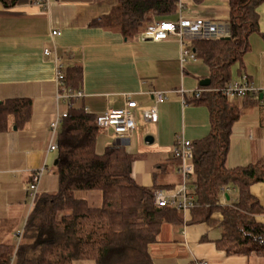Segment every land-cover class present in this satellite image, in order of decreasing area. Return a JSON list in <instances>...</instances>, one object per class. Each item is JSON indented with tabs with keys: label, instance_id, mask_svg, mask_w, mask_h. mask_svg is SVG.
Instances as JSON below:
<instances>
[{
	"label": "crops",
	"instance_id": "0c3cea01",
	"mask_svg": "<svg viewBox=\"0 0 264 264\" xmlns=\"http://www.w3.org/2000/svg\"><path fill=\"white\" fill-rule=\"evenodd\" d=\"M117 4L118 0H19L6 8L0 3V103L14 99L32 102L29 123L18 128L10 120L8 130L0 132V246H11L14 254L22 240L17 234H23L34 209L28 192L34 172L44 168L38 194L58 191V153L49 150V128L57 111H66L67 104L57 100L55 56L62 60L65 73L81 68L82 80L77 90L72 89L81 91L83 97L74 106L94 117L109 108L125 107L128 98L146 107L155 104L152 92H170L168 100L157 106V123L144 121L136 112V129L128 141L114 140L112 130L101 131L98 138L99 154L109 146L123 145L137 157L132 171L140 186L176 191L182 183L178 161L172 157L176 137L194 143L211 132L208 107L189 104L190 94L184 104L182 94L172 92L182 89L190 93L205 87L206 80L211 83V68L198 57L183 64V46L177 35L141 41L139 34L127 39L117 29L92 25ZM256 11L258 31L250 34L248 50L230 68L228 83L246 77L255 92L242 100L227 101L243 112L230 138L226 157L229 170L247 167L264 157V2ZM180 18L227 26L229 2L189 0L167 22ZM53 31L60 35L52 36ZM46 49L53 54L44 55ZM250 191L264 209V183L252 185ZM232 192L236 194V189ZM77 197L94 207L102 204L100 191L78 192ZM222 204L226 205L225 199ZM180 215L178 224L164 222L157 241L149 246L154 264H264L261 255L228 256L219 249V213L212 217L214 224L193 221L191 212ZM256 221L264 224V214L256 216ZM14 254L11 264H16Z\"/></svg>",
	"mask_w": 264,
	"mask_h": 264
},
{
	"label": "trees",
	"instance_id": "16d2710c",
	"mask_svg": "<svg viewBox=\"0 0 264 264\" xmlns=\"http://www.w3.org/2000/svg\"><path fill=\"white\" fill-rule=\"evenodd\" d=\"M18 2L0 0L6 8ZM228 2L230 39L193 41L191 45L195 56L211 68V83L206 88L229 84L231 66L248 50L250 34L258 31L256 10L264 0ZM177 3L178 0H118L109 15L92 25L117 29L125 38H133L157 20L173 19ZM81 80L80 67L66 73L70 88L77 90ZM189 104H204L211 114L210 134L193 143L192 177L198 205L191 211L193 221L214 224L212 217L219 213V249L228 256L264 257V224L256 221L264 209L250 191L252 185L264 183V157L247 167H226L233 126L243 112L216 92L191 99ZM31 115L29 99L1 102L0 132L8 130L10 120L23 128ZM101 131L95 117L84 108L73 105L69 109L57 138L58 191L37 194L15 254L11 246H0V264H11L13 254L16 264H154L149 246L157 241L162 224H178L182 217L174 208L155 204L153 191L160 190L159 186L150 189L136 183L132 168L137 157L126 147L112 145L101 154L96 151ZM177 164L179 167L180 162ZM89 191L101 192V206H91L77 197L78 192Z\"/></svg>",
	"mask_w": 264,
	"mask_h": 264
},
{
	"label": "built area",
	"instance_id": "2783aa9c",
	"mask_svg": "<svg viewBox=\"0 0 264 264\" xmlns=\"http://www.w3.org/2000/svg\"><path fill=\"white\" fill-rule=\"evenodd\" d=\"M42 0H38L41 2ZM189 0H178L177 7L180 11L184 9L185 2ZM60 32L53 31L52 36H59ZM171 35H177L181 38V44L183 46L182 62L185 64L188 59L195 60L196 56L191 50V44L193 41H214L219 39L230 38L231 32L226 25L216 24L208 21H185L179 19L177 22H154L147 26L139 34V40L141 41H161L166 40ZM51 50L46 49L44 55L50 56ZM55 72L57 83V100L63 101L67 104L66 111H57L53 121L50 124L51 143L49 150L51 152L58 153L57 138L60 133L63 121L68 117V111L73 107L74 102L83 97L81 91H75L66 85V73L62 60L55 56ZM182 94L186 101V95L190 94V99H199L205 93H221L227 101L242 100L247 97L248 94L254 93L255 89L250 85L246 77L242 78L241 82L229 83L220 88H206L202 87L196 91L187 93L180 89L172 91ZM170 92H152V96L155 100V104L146 107H140L137 102L128 98L125 107L120 109L109 108L103 114L95 116V122L102 131L112 130V138L114 140H121L126 142L130 139L133 132L136 129V112H140L144 121L149 123H157L158 116V104H161L168 100L167 94ZM193 143L186 140L183 136H177L172 151V157L180 162L179 172L182 178L180 187L171 193H165L162 190L153 191V197L155 204L158 207H170L176 209L179 213H189L196 208L197 201L194 196L195 185H193ZM44 173V168H41L34 172L32 181L29 184L28 192L32 201L34 202L38 194V184ZM22 233L17 234L19 239L22 238ZM200 264V263H199ZM201 264H204L201 263Z\"/></svg>",
	"mask_w": 264,
	"mask_h": 264
},
{
	"label": "water",
	"instance_id": "95a60500",
	"mask_svg": "<svg viewBox=\"0 0 264 264\" xmlns=\"http://www.w3.org/2000/svg\"><path fill=\"white\" fill-rule=\"evenodd\" d=\"M225 39H230V38H225ZM205 87H208L209 85H210V80H206L205 81V83L203 84ZM149 139H152L151 137H148L147 138V140H149ZM56 163H57V161H56ZM56 163H55V165H56Z\"/></svg>",
	"mask_w": 264,
	"mask_h": 264
},
{
	"label": "rangeland",
	"instance_id": "374dc122",
	"mask_svg": "<svg viewBox=\"0 0 264 264\" xmlns=\"http://www.w3.org/2000/svg\"><path fill=\"white\" fill-rule=\"evenodd\" d=\"M236 66H237V65H236ZM236 66H235V68H236ZM232 69H234V66L232 67ZM165 193H167V192H165ZM221 201H223V199H222Z\"/></svg>",
	"mask_w": 264,
	"mask_h": 264
}]
</instances>
